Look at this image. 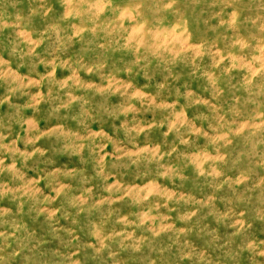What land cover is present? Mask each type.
Wrapping results in <instances>:
<instances>
[{"label":"rangeland","instance_id":"obj_1","mask_svg":"<svg viewBox=\"0 0 264 264\" xmlns=\"http://www.w3.org/2000/svg\"><path fill=\"white\" fill-rule=\"evenodd\" d=\"M0 264H264V0H0Z\"/></svg>","mask_w":264,"mask_h":264}]
</instances>
